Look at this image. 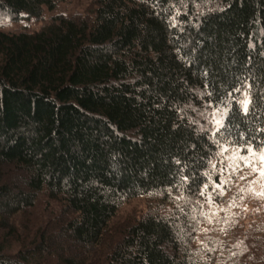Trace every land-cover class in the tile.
<instances>
[{"label":"trees","instance_id":"obj_1","mask_svg":"<svg viewBox=\"0 0 264 264\" xmlns=\"http://www.w3.org/2000/svg\"><path fill=\"white\" fill-rule=\"evenodd\" d=\"M93 1L90 20L0 32V264H209L188 207L218 146L264 148V0ZM55 7L0 0V17ZM172 192L186 211L108 233L124 202ZM40 195L70 218L22 236ZM242 237L219 264H264V225Z\"/></svg>","mask_w":264,"mask_h":264},{"label":"rangeland","instance_id":"obj_2","mask_svg":"<svg viewBox=\"0 0 264 264\" xmlns=\"http://www.w3.org/2000/svg\"><path fill=\"white\" fill-rule=\"evenodd\" d=\"M94 9L93 0H56L55 9L49 12L44 8L39 19L24 18L14 22L0 17V32L34 33L47 26L53 17L90 20ZM204 113L209 117L205 120L209 121L208 127L205 124L204 128L212 134L219 126L217 115L211 112L209 116V111ZM233 150H238L240 156H249L250 163L245 164L244 161L237 160L235 163L240 167L233 171L229 167L233 163L230 159ZM255 153L257 155L252 156L247 150L218 146L209 164L207 187H203L201 195L190 202L188 209L196 227L191 250L199 259L209 261V264H219L226 260L230 249L245 240L242 235L254 228L262 229L264 225V196L258 195L264 193V177L260 175L264 170V162L259 159V152ZM222 180L226 183L217 187ZM186 202V197L173 192L166 196L149 195L128 200L120 206L110 221L108 233L114 235V238H119L126 226L146 214L156 213L167 217L179 213L178 211L182 213L186 211ZM61 210L63 207L60 202L48 200L40 195L32 209L16 218L17 229L24 236L27 228L39 229L45 222L49 227L58 218H70L69 214L62 215ZM15 247H19L16 242L13 243L11 252ZM204 250L211 253L215 263L210 261L211 255L202 253Z\"/></svg>","mask_w":264,"mask_h":264},{"label":"snow or ice","instance_id":"obj_3","mask_svg":"<svg viewBox=\"0 0 264 264\" xmlns=\"http://www.w3.org/2000/svg\"><path fill=\"white\" fill-rule=\"evenodd\" d=\"M242 108H243V110H244L245 112L248 111V101H247V99L244 100V102H243V104H242ZM217 124L220 125V121H219V120H217ZM221 126H222V125H221ZM226 150H227V149H225V151H226ZM247 151H248L252 156H256V155H257V153L253 152V150H252V148H251L250 146L248 147ZM230 159L233 160V163L230 164L229 167H231V168L233 169V171L237 170V169L240 167V165H239L238 163H235V161H237V160H242V161L245 162V164L250 163V158H249V156H240L238 150H233V155H232V157H231ZM259 159L261 160V162H264V148L259 149ZM253 171H256V169H253ZM260 175H261L262 177H264V170H262V171L260 172ZM241 179H244V177H241ZM224 183H226V181H223V180H222V181L220 182V184L217 185V187H222V185H223ZM205 187H207V186H205ZM258 195L264 196V193H259Z\"/></svg>","mask_w":264,"mask_h":264}]
</instances>
